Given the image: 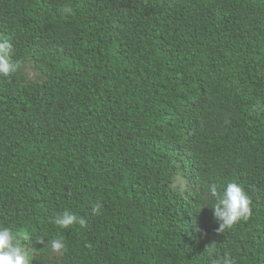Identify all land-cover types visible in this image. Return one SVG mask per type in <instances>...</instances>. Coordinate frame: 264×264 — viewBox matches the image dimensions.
<instances>
[{
  "label": "trees",
  "instance_id": "trees-1",
  "mask_svg": "<svg viewBox=\"0 0 264 264\" xmlns=\"http://www.w3.org/2000/svg\"><path fill=\"white\" fill-rule=\"evenodd\" d=\"M0 38V230L31 264H264V0H0ZM231 183L252 217L217 236Z\"/></svg>",
  "mask_w": 264,
  "mask_h": 264
},
{
  "label": "clouds",
  "instance_id": "clouds-1",
  "mask_svg": "<svg viewBox=\"0 0 264 264\" xmlns=\"http://www.w3.org/2000/svg\"><path fill=\"white\" fill-rule=\"evenodd\" d=\"M64 15L73 14L71 6H64L60 9ZM13 46L4 38H0V76L10 78L15 73L19 65L14 64L12 61ZM254 113L259 114L264 112V106H256L252 110ZM211 196L215 198L216 203L212 208L214 210V218L219 224L216 235H224L226 231L234 229L239 223H247L252 217L251 204L252 201L245 192L244 188L236 183H231L227 186L226 192L221 194L216 185H212ZM103 205L95 204L93 206V216L101 214ZM60 229H70L79 224L80 227L86 228L87 222L79 218L71 212H65L62 215H56L54 219L49 221ZM23 240H29L28 236H24ZM44 244V240L38 241ZM48 248L54 253L61 254L66 251V244L62 238L53 239L47 245ZM91 247V245H87ZM206 253L209 255L216 254V244L206 248ZM0 264H31L29 253L22 246L18 234H14L11 230H0ZM213 264H235V261L230 255L222 260H214Z\"/></svg>",
  "mask_w": 264,
  "mask_h": 264
},
{
  "label": "rangeland",
  "instance_id": "rangeland-1",
  "mask_svg": "<svg viewBox=\"0 0 264 264\" xmlns=\"http://www.w3.org/2000/svg\"><path fill=\"white\" fill-rule=\"evenodd\" d=\"M26 73H27V77L29 80H36L37 79V72L33 70L32 65L27 66ZM173 187H174V189L179 190V191L184 193L185 190L187 189V181L185 180V178L183 176L179 175L176 178Z\"/></svg>",
  "mask_w": 264,
  "mask_h": 264
}]
</instances>
